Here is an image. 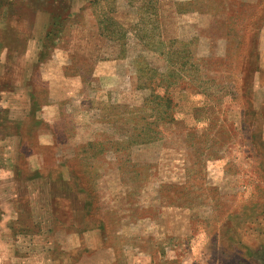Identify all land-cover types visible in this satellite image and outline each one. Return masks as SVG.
Here are the masks:
<instances>
[{
	"label": "rangeland",
	"instance_id": "1",
	"mask_svg": "<svg viewBox=\"0 0 264 264\" xmlns=\"http://www.w3.org/2000/svg\"><path fill=\"white\" fill-rule=\"evenodd\" d=\"M0 264H264V0H0Z\"/></svg>",
	"mask_w": 264,
	"mask_h": 264
}]
</instances>
